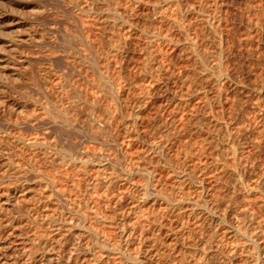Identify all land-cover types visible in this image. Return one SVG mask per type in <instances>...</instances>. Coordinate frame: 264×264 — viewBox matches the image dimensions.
Segmentation results:
<instances>
[{
  "label": "rangeland",
  "instance_id": "obj_1",
  "mask_svg": "<svg viewBox=\"0 0 264 264\" xmlns=\"http://www.w3.org/2000/svg\"><path fill=\"white\" fill-rule=\"evenodd\" d=\"M59 1H60V4L62 3L61 5L58 3ZM59 1L58 0H41V1L40 0H0V124H2V126H4V127H1V125H0L1 130H2V131L0 130V132H2L0 134H4L3 136L2 135H0V136H2V137L5 138V140L2 138L3 141H2V139L0 140V148L3 147L1 145H5V146L7 145V149L6 150H4L3 148L0 149L1 150L0 151V154H1L0 155V163H2V164H0V168L2 167L0 169V171L3 172L4 171L3 164L8 163V161L10 163L11 160L13 162H15V163H20L21 162L20 164H22L24 162V160H25V164L24 165H30V164L33 163L31 165V167L35 171H37V173L43 174V175L49 176V177L55 176V179H56V181L59 184L58 185L59 186V189L60 190L63 189L62 191H65V192L67 191L66 194H67V196L70 197L71 204L72 205L73 204H76V207L78 208V206L81 207V205L84 204V202L86 203V201H88L90 199L89 200V202H90V205H89L90 206V209L91 208L92 209H95L94 207H96V208L98 207V208H101V209H98V208L97 209L100 211V213H102V212H104L102 210H105V208L103 206L104 204H101L103 202H99L98 201L101 198L99 195H101V194L102 195H105L107 191L104 188H102L103 190L100 189V190L96 191L97 192L96 194H98L97 195L98 197H96L95 191L92 190L93 189L92 187L97 184L96 181H97L98 176L100 175L98 169H96L95 166H92V167L88 168V171L86 169V172L88 173V175H87V173H85V170H84V168L81 165H79V167H78V165H75V166L72 165L71 166L69 164H65V165L64 164L63 165L60 164L59 167L54 168L52 164H48L49 161H50V163H52L51 162L52 161V156L54 154L51 149L50 150L49 149L45 150L46 148L40 147V148H35V150H34L33 147H27V146H23V145H19V147L18 146L16 147V145L13 143L14 142L13 141L14 139H12V138H14L16 136L17 137H22L23 140L26 141L27 143L29 141L32 142L35 139L36 140H39L41 142H45V143H48V142L49 143H52V142L53 143L54 142L55 143L60 142L61 146L64 147L65 149H66L65 146H67V148H69L70 145H72V142L74 144L75 143H77V144L79 143L80 144V148L79 149H81L80 150L81 152H82V150H84L83 153L86 151L87 154H89V156L94 155L96 153L97 154H105L106 156H108L111 159L112 158L115 159L119 155H122L123 156V153H126V155L129 156V158L127 160L128 163L127 162L126 163H127V165H129V163L131 161V158H133V160H134L135 157H137L138 153L142 151V148H143L142 145H143V143H141V140L138 138V136H140V135L142 136L143 135V138H144L143 140L144 141L146 140L147 142L148 141H151L152 142V140L154 141V139L155 138H158V137H159L158 138L159 140L156 139V142L161 141L162 143L163 142L165 143L167 141L166 142L167 144L165 143V146H166L165 147V150H167V151H165V152H166V154L169 157H173L176 163L183 162V161L187 162V160L189 158V152L185 150L184 151V154H183V150H180V148L184 145L182 148L186 149L187 147L185 148V146L190 145L189 142L191 143V145L188 146V147H191L192 144L194 143V146H192L193 147L192 148V151H194V152H191L193 155H195L194 153L199 154L200 153L199 151L201 149H203V148L206 149L205 151L202 152V154L204 156L201 154L199 158L196 157L195 158L196 159L195 162H194L195 159H193V161L190 160L191 163L193 162L190 166L195 167V165L196 166L199 165L200 167H203V165L204 166H207L209 164L208 162H212L213 161L212 159L215 158L214 155L216 154V152H215V149H212L211 147H214V145H215V142L214 141H216V139H217L216 136L218 134V130L220 129L219 126L216 125L217 124L216 121L219 120V119L221 120V118L224 117L226 119V122L229 123L230 127H231V124L233 126V127L230 128V130L237 132V129L236 128H239L238 126L241 125V123L240 124H238V123L241 120L243 121L244 118L243 119H241V118L238 119L237 118V121L238 122H236V117L235 116H237V115H235L233 112L238 113L237 111H238V108L239 107L245 108L247 105L249 107V104H250L249 102H250V99L251 98H248V97H250L251 93H253V89L251 87L253 85H255V83L257 84L258 81H259L258 83H260L262 80H264V27H263V29H262V27H259V26L254 27L255 24H258L259 23L258 21H264V0H208V1L207 0H203V1L202 0H198V1L197 0H177V1H175V0H172L171 1L170 0V2H172V3L169 4L170 3L169 2L168 3L169 5H167V6L165 5L166 7L165 6L163 7V11L165 9L166 16L165 15H162L161 16L160 14H157V16H155L156 15V12H154V11H156V10L152 6L153 5L155 6L158 2H160L159 0H126V1H124V0H122V1L121 0H115L112 3L115 6H113V5L112 6L113 7H116V6L119 5L120 7L118 6L117 8H124V7H126L127 9L126 8L125 9L127 10V12H126V16L125 17H126L127 20H129L133 16L130 20H132V22L134 21L133 23H134V25L136 24L135 27L137 29L135 27L133 28V27H129V26L121 27V29H120V27H118L119 29L118 28L115 29L114 26H113L114 28L112 26L109 27V26L105 25V23H106V21H105L106 17L105 18L104 17H100L96 13L93 14L94 13L93 11H92L93 13L92 12H86V13L85 12H82L80 9L74 8L73 5H72V3H74V2H79L80 6L82 5L81 8L82 7L83 8H88L89 7L90 8L91 6L93 7V6H96L97 4H98V6H100L99 8H102L103 7V1L102 0H97V1H95V0H79V1L78 0H74V2L72 0H68V1L67 0H59ZM69 1H72V3L69 2ZM92 1H95V2H92ZM119 1H121V2H119ZM204 1H206V2H204ZM65 2H67L69 4H67ZM118 2H119V4H118ZM87 5H88V7H87ZM198 5L205 7V9L207 8V10L209 11V13L206 11V14L202 17L201 14L196 9L197 7H199ZM65 6H66V8H65ZM70 7L71 8L73 7V8L72 9H69ZM63 8H65V10H67L68 12H64V9ZM215 8H217L218 10H216ZM182 9H184V10H182ZM35 10H37L38 12L40 11L39 13H41V14H39L37 11L35 12ZM71 10H72V12H71ZM211 10H213V11H211ZM65 13H66V15H64ZM89 13H91V14H89ZM74 14H76V15H74ZM87 14H88V16H87ZM67 15H70V16H67ZM71 16H73V18ZM95 16H97L96 17L97 19H93V17L95 18ZM77 17L78 18L81 17L80 18L81 21ZM134 17H135V19H134ZM154 17H156V19ZM175 17L177 18V20H180L184 24L185 29L187 27V29H186L187 31L186 30H180V28L175 27V26H172L171 22H173V21L171 20V22H170V19H174ZM207 17L209 18V20H208ZM219 18H221L222 20L219 19ZM89 19H90V21H89ZM204 19H206L207 22L210 21L211 19L212 20L214 19L213 22H211L212 20L210 21L211 24L213 23V25L215 24L214 25L215 27H218L219 30L221 29L220 30L221 31V34H223L224 36L223 35L221 36L220 31H219L218 38H217L216 37L217 36V33H215L212 29L211 30L209 29L210 26H209V24L206 23V20L204 21ZM77 20H78V22H77ZM96 20L97 21L99 20V21L97 22ZM137 21H138V23H137ZM79 22L82 25L79 24ZM87 22H88V24H87ZM148 22H149V24H147ZM102 23H103V25H102ZM185 23H186V25H185ZM220 24H221V26H220ZM252 24L254 26L251 27ZM263 24H264V22L262 23V26H264ZM79 25H81V26H79ZM83 25H84V27H83ZM93 25H95V26L93 27ZM102 26H103V28H102ZM49 27H51V28H49ZM106 27H107V31L108 32L107 31L104 32L105 31L104 28H106ZM258 27L260 29H258ZM111 28H113V30ZM130 28H132V29H130ZM151 28L153 30H151ZM222 29H223V31H222ZM80 30L81 31L83 30V31L81 32ZM188 30L190 32H188ZM60 31H61V33H60ZM109 31L111 32V34H110ZM127 31H128V33H127ZM211 31H213L214 34ZM112 32L113 33H116V34H114V36H113ZM155 32L156 33L157 32H161L162 33V34L160 33L161 34V39L163 37L164 38L162 40H159V39L157 40V38H156V40H155L152 37L153 38L152 39L150 34H152V33L154 34ZM184 32H185V34H184ZM62 33H65V34L66 33H69V35H73V40H75L76 39L75 37H77V36L78 37H81L82 36V38L85 36L84 37L85 39L83 38L85 40V42H88L89 44H91V46L87 44L89 46V48H92L91 50H93V48H94V51H92V57L95 59L96 66L97 67L102 66V68L104 69L106 75L109 76L110 78H112V80L116 83L115 88L118 89V91L117 90L116 91L118 93H120V95L122 97L118 94L119 95V98L116 101L115 98L111 99L112 96L109 95L108 89H103L102 90V87H100V89L98 87H96V85L99 86L98 85V82L100 84L101 81H100V78L98 77L99 75H97L98 73L97 74L96 73L94 74V72H96L95 68H93L92 65H90V64H88L86 62L84 63L83 60L77 58V56H75L74 54H72V52L70 50H66L65 49V51H67V53L63 50L65 46L62 45L63 44L62 43L63 41L61 42L62 37H63L62 35H64ZM60 34H62V35H60ZM100 34H102V35H100ZM103 34L104 35L106 34V35L104 36ZM116 35L118 37L119 36L120 37L117 38V37H115ZM33 36H35V37H33ZM60 36H62V37H60ZM123 36H125L124 39H123ZM148 36L150 37V39H149ZM32 37L34 38V40L33 39H30ZM56 37H57L58 41L60 40L59 43H55V41L57 40ZM107 37H108V40L109 41H107V39H106ZM166 37H167V39H165ZM221 37L223 38V40H222ZM39 38H41V39L43 38V40L46 39L45 40V44H44V41L41 40V39H39ZM187 38H189L190 40L193 39L192 41H194V42L196 41L197 42V44L195 42L196 46H198V45H199V47L201 46L200 47L201 49H199V47L197 49H199L198 50L199 52L202 50L201 51L202 54L203 53L206 54L208 52L212 53V52L216 51L217 50L216 45L218 44V41H220V40H221V42L223 41L222 44H221L223 50L225 49L228 53L231 52V53L228 54L225 51L226 54H227L226 57H229V58L226 61L224 59V61H225V67L224 66L223 67L225 69L230 70L231 71V72L229 71L230 74L232 75V77L235 76L234 77L235 79L232 78L233 80L232 79H229V81H228L227 78H224V80H222V82L225 83L224 85L222 83V85L224 87H226V88L222 87V89L225 90L224 93H223V90H222V93L225 95L224 96L225 98L223 97L224 100H222V98H221L220 101H218V100L217 101L221 103V100H222L223 105H221L222 103L221 104L220 103L219 104L216 103L217 102L216 99L218 98V96H216V95L218 94L217 93L218 91H217L214 83L211 82V81H208V84L205 83L207 85V86L205 85L206 86V88H205L206 91L204 90L205 92L202 90L203 92H199L198 93L199 90H198V87L197 86L200 87V85H201V81H200L201 78H199V77H201L203 75V71H202V74H200L201 76H199L198 74L200 73V70L198 72V70H197L198 68H196V66H199L200 65V62H197L198 59H196V57L193 55L194 53L192 54V52H191V54H189L190 51H187L189 46L187 47V46L183 45V44L186 43V42H183V41L184 40L187 41ZM210 38H212L214 40H212ZM35 39H37V41ZM31 40H33V41H31ZM117 40L119 41V43H118ZM122 40L125 41V44H126L125 47L124 46H121V43L120 42H123ZM46 41H47V43H46ZM49 41H51V42H49ZM58 41H56V42H58ZM39 42H40V44H39ZM42 42H43V44H42ZM60 42L62 44H60ZM198 42H199V44H198ZM38 44H39V46H38ZM73 44L75 46H77V47H80V45H81V48H84V46H82V43L79 42V40H78V42L77 41H73ZM111 44H112V46H111ZM117 44H120V46H117ZM208 44L211 47L210 46H207ZM218 45H220V43ZM62 46H63V48H62ZM184 47H185V50H184ZM189 49L192 50L191 48H189ZM147 50H148V52H147ZM100 51H102V52H100ZM248 51L249 52L250 51L251 52L254 51L253 52L254 53V57L253 58H252L253 54L251 52L248 53ZM97 52H98V54H97ZM149 52H151V53L153 52L152 53L153 55L151 53H150V55H152V57L154 58V62H152L153 63L152 64L153 66L149 68L150 69V72H149V69L148 68H147L148 71H147L146 67L144 68V66H146V63L145 62L148 59L147 58V55L149 54ZM210 53H208V54H210ZM67 54L70 55V56H68ZM85 55L89 56L90 54H89V52H85ZM67 56H68V58H67ZM148 57H149V55H148ZM97 58H98V60H97ZM19 59H22L21 62H20V65H21V63L25 62L24 64H22L24 66V68H23V66H21L24 70H22V68L20 67V65L17 64L18 63L17 60L19 61ZM55 59H56V61H55ZM210 60L213 62L212 63V62L209 61V64L211 63L210 66H212L216 62V60H214V58H210ZM28 62H29V65L27 64ZM142 63H143L144 66L142 65ZM63 64H65V65H63ZM2 65L3 66H5V65L7 66L8 65L9 68L6 69V66L3 67ZM16 65H18L20 69ZM35 65H37V67ZM223 65H224V63H223ZM106 68H108L109 71ZM64 69H67L68 71L67 70H64ZM72 69L74 70V72H73ZM18 70H20L21 72L23 71V72L22 73H19ZM27 70H28V72H26ZM106 70L108 71V73H107ZM145 71H147L148 74H151V76L145 74L146 73ZM48 72H49V75H48ZM56 72H57V74H56ZM195 72H197V73H195ZM232 72H233V74H232ZM60 73H62V76H61ZM67 73H69V75ZM186 73H188V74H186ZM18 74H20V76ZM63 74H64V76H63ZM144 74H145V76H144ZM38 75H40V76L43 75L44 77L42 76L43 77L42 78V77H40ZM46 75H48V76L45 78ZM193 75L195 76V78H194ZM68 77H70L69 80H68ZM29 78H31V79H29ZM47 78H48V80H46ZM144 78H145V80H144ZM184 78H186V79H184ZM49 79H51V80H49ZM32 80H34L35 82L32 81ZM70 80H71V82H70ZM192 80L195 81V82H193ZM230 80H231V82H230ZM234 80H235V82H234ZM66 81H68L70 84H68ZM187 81H189V82H187ZM237 81L240 83V84L237 83V85L239 87L236 86V84H234ZM209 82H211L210 85H209ZM252 83H254V84H252ZM55 84H57L56 85L57 87L55 86ZM65 84H67V85H65ZM250 84H251V86H250ZM64 86H66L65 89H64ZM100 86H101V84H100ZM193 86H195V87H193ZM247 86H248L249 89L247 88ZM145 87H147V88H145ZM76 88H77V90H76ZM95 88H96V90H95ZM190 88H191V94H189L190 93L189 92V89ZM43 89H44L45 92L43 91ZM46 90H49V91H46ZM192 90H194V91H192ZM195 90L196 91L198 90V91L196 92ZM25 91H26L27 94H25ZM27 91H29V92H27ZM42 91H43V93H42ZM68 91L69 92L70 91H73L74 93H72V92L69 93ZM78 91H80V94L81 95L79 94ZM84 92H86V93H84ZM89 92H91V93H89ZM207 92H208L209 95L207 94ZM249 92H251L250 95H249ZM76 93L79 94L80 97H82V98L79 97L80 100H82V101L79 100V98L77 97V94ZM93 93H94V95H92ZM73 94L74 95L76 94V95L74 96ZM54 95L55 96H58L59 98L58 97H54ZM71 95H73L74 97H77L78 99L75 100V98L73 96H71ZM143 95L146 96V97H144ZM188 95H191L189 97L190 100L187 98ZM87 96H89V97H87ZM141 96H143V98ZM25 97L26 98L29 97V98L26 99ZM53 97H54V99H53ZM70 97L72 98V100H70L71 99ZM215 97H217V98H215ZM31 98H32V100L33 99L34 100L33 101L30 100ZM41 98H42V100H41ZM43 98H45V99H43ZM48 98L50 100H48ZM55 98L56 99H59V100H56ZM210 98H212V99H210ZM83 99H86V100H83ZM88 99H90V100L93 99L91 102L92 103L95 102V104L94 103L93 104H94V107H96V108H94V107L93 108H90L89 106L86 105L87 103H85V102L86 101H89ZM124 99H125V101H124ZM140 99H141V101H140ZM180 99H183L184 100V103H180L181 102ZM209 99L211 100V102H213V107L211 106L212 104L209 101ZM27 100H28V103L26 102ZM64 100H66V101H64ZM74 100L77 102L76 107H79V106L81 107V108L79 107V110L77 108L76 109L77 111L76 110L74 111L73 110L74 108H70L69 107ZM179 100H180V102H179ZM203 100H205V101H203ZM29 101L31 102V104H30ZM83 101H85L84 104H83ZM121 101H122V103H121ZM198 101H200L199 104L197 103ZM238 101H240V103H242L244 105L246 104L247 101L248 102H247V104L245 106H240L241 104L238 103ZM39 102L42 103V105H45V104L46 105H49L50 102L53 103V104H58L63 109L64 108L67 109L69 107L70 110L69 109H67V110L70 111L69 113L72 114V116H74L76 113H78V114L75 115L76 116V119H77V122L78 121H79V123L81 122L80 123L81 125L83 123V126H86L88 124V122L92 118H94V119L98 120V122H100L99 123L100 124L99 126H103L104 125L103 122L105 120L106 121L108 120L105 117L106 113H104V112H106V111L109 112L110 110H112V109L114 110L115 109L114 111L112 110L111 112H109V113L112 114L111 115V119L112 120L110 119V121L108 122V124H110V126L109 125H106V127L109 126V129L110 130H108V131L111 132L112 139L113 140L115 139L117 141V143H116V141L114 140V143L118 146L117 147L118 150H116L117 149L116 147L115 148H112L113 146H110V145H107V144L104 145V142H102V140L100 141V140H97L96 139L97 140V142H96V140H94V139L90 140V138L89 137H86V136H85L86 138L85 137H82L81 138V134L82 133L80 135H79V133L78 134L76 133L77 134V137H76V134L75 135L72 134L71 135L72 138H73L72 139L71 136H67L64 133H61V131L58 130V129L56 130L55 129L56 127L54 126L55 128H53V125L50 124L51 119L54 120L55 119V116L48 115L47 113H45V110L44 109L42 110V105H40ZM138 102H139V105H138ZM236 102H237V106L235 105ZM21 104L24 106L23 109H22V107H20V106H22ZM96 104H98V105H96ZM178 104H179V106L180 105H183V106H180L182 109L178 107ZM209 104H211L210 105L211 108L209 107ZM106 105H107V107H106ZM219 105H220V107H218ZM238 105H239V107H238ZM33 106H36V108L33 107ZM117 106L120 107V109L117 108ZM185 106H186V108H185ZM248 107H246V108H248ZM39 108H41V109H39ZM21 109H22V111H21ZM80 109L84 113L82 112L81 114H79L81 112ZM196 109H197V111H196ZM234 109H236V111ZM31 110H32V112H30ZM39 110H41V111H39ZM103 110H105V111H103ZM193 110H195L196 112L193 111ZM34 111L35 112L36 111H39V112L38 113L37 112L34 113ZM138 111H139V118H138V121H137L138 123L134 124L135 126H133V125L130 124L129 125L130 127L127 128V130H126V127L123 124L124 120L127 119V118H131L132 117L131 114L133 115L135 112H138ZM199 111H200V115H198L199 114ZM40 114H42L41 115L42 117L38 116ZM213 114H214V117L215 118H218V119H215L214 117H213V119H211L210 117ZM221 114H223V116ZM189 115L190 116L192 115V116L190 117ZM202 115L204 116V118L207 117V118H205L206 120L203 119V118L202 119L195 118V117H198V116H200V118H201ZM75 116H74V118H75ZM172 117H173V119H172ZM14 118H15V120H14ZM19 118H22V119H19ZM174 118H175V120H174ZM224 118H223V120H225ZM17 119H19V120H17ZM23 119H26L27 121L29 120V122L31 124H29L28 126H30V127L32 126V127L30 128L27 125H22V127H21V125H15V123H16L15 121H18V123L20 121V123H22L23 121H21V120H23ZM49 119H50V121H47ZM197 119L199 120V123L202 122V120L204 122L198 125L197 122H196ZM9 120H11V121L13 120V122L11 123ZM42 120H44V122ZM45 121H47V122H45ZM207 121H209V122H207ZM179 122H181L182 124L179 123ZM7 123L8 124L10 123V125H12V124L13 125L10 127V125L8 126ZM35 123H36V125H35ZM185 123H186V126H185ZM194 123L196 125L193 127ZM46 124H48V125L50 124V126H48ZM84 124H86V125H84ZM202 124H204V125L202 126ZM243 124H244V126L247 125V123H245V121L242 122V126H243ZM33 125H35L36 128ZM45 125H46V127H45ZM120 125H122V126H120ZM25 126H26V129H25ZM172 126L175 127V128L173 127L174 130L175 129L176 130L178 129V130L176 132L177 133V137L175 139H173V137H172V140H171V139H168V138H171L170 137V134H171L170 132L173 129V128L171 129ZM176 126L177 127L179 126V127L177 128ZM196 126L197 127L198 126L199 127L202 126L203 128H205V126H207V128L204 129V130L202 128V130H201L200 129L201 127L200 128L198 127L200 129V131H201L200 132L199 129L196 128ZM50 127H51V129H50ZM134 127H136V129H134ZM3 128H5V129H3ZM184 128L187 129V130L185 129L186 132H184ZM240 128H241V126H240ZM107 129H108V127H107ZM128 129L129 130L131 129V130L129 131ZM163 129H165V130L163 131ZM194 129H195V131H194ZM216 129H218V130H216ZM36 130H37V132H36ZM174 130H172V131H174ZM126 131H128V132H126ZM138 131H139V134L140 135L138 134ZM191 131H193V132H191ZM179 132L181 133V135H180ZM59 133H60V136H59ZM233 133H235V132H233ZM61 134L65 135L67 138H64L65 136H63V135L61 136ZM183 134H185V135L183 136ZM157 135H158V137H155ZM167 135H169V136H167ZM191 135H192L193 138L191 137ZM196 135H198V136H196ZM6 136H7V138H6ZM11 136H13V137H11ZM79 136H80L81 139L78 138ZM165 136L168 137L167 140H166V137ZM180 136H181V139L178 138ZM59 137H61L62 139L61 138L58 139ZM189 137H190V139H189ZM88 138H89L90 141L88 140ZM135 138H136V140H135ZM195 138H197V139H195ZM201 138H203V139H201ZM68 139H69L70 142L68 141ZM78 140H82L83 142L81 141V143H80V141H78ZM84 140H85V142H84ZM64 142H65V144H64ZM183 142H186V143L184 144ZM207 142H208V144H207ZM187 143H188V145H187ZM209 143L212 146L209 147ZM12 144H14V145H12ZM67 144H70V145L68 146ZM81 145H82V148H81ZM169 145H170V147H169ZM106 146L109 147V148H107ZM179 146H180V148H179ZM119 148H121L122 150H120ZM20 149H22V150L20 151ZM178 149L180 151H182V152L178 151ZM8 150H10V151H8ZM175 150L178 151V154L181 155V156H179L177 154L179 156L178 157L176 155L177 152ZM117 151H119L121 153L118 154ZM10 152H12V153H10ZM17 152H19V153H17ZM115 152H117V153H115ZM197 152H199V153H197ZM209 152H210V154H209ZM47 153H48V155L46 156ZM211 153L212 154L215 153V154L212 155ZM182 154H183V156H182ZM12 155H14V156H12ZM81 155H82V157H81ZM175 156L178 157V158H176ZM13 157H15V158H13ZM80 157L83 158V154H80ZM186 157H188V158H186ZM201 157H202V159L200 160ZM46 158H48V159L50 158L49 161ZM137 158L135 159V161H138ZM19 160H20V162H19ZM197 162L199 164H196ZM206 163H207V165H205ZM68 165H69V167H68ZM50 166H51V168H54L53 171L50 168ZM41 167H42V170H41ZM61 167H63L64 169H62ZM68 168L70 169L71 172L69 171ZM160 169L158 170V173L159 174L157 175V177L160 176V178H162L163 181L165 179L166 180V185L168 187H170V188H173L174 187L173 184H175L176 182H174V180H172L173 182L171 181L172 178H170L169 172L166 171V169H164V167H161ZM62 172H64L63 173L64 175L62 174ZM106 172H108L110 174L111 170H108ZM210 173H212V172H210ZM68 174H70V175H68ZM205 174L206 173L203 172V176ZM213 174L214 173H212V175ZM25 175L27 176L26 173L20 175V176H24L25 177V180L26 181L24 180V178H23L24 181L21 179L23 181L21 184L24 185V187H25L26 190L23 188V185H18V188L19 189H17V191H16V192H19L17 194L19 196V197L17 196L18 197V202L15 203V201H14V203H15L14 204L13 201H12L11 205L10 204L3 205L4 206L3 207L4 208V211L7 210L5 213H8L10 216H13V213L15 214V209L14 208H16V207L19 208L21 206L20 207L21 210L26 209V211H28L31 206L33 207V204L38 203V200L41 199V198L43 199L45 197V195H46L45 188H43L42 185H41L42 187L37 186L36 183L38 182V178H36L37 179L36 180L35 179V176H33L34 174H28L29 179H28V176L26 177ZM96 175H97V177H95ZM105 175H108V174H105ZM164 175H166V176L164 177ZM201 175H202V173H201ZM201 175H200V178H202ZM209 175H210V177H209ZM212 175L208 173L207 176H206L207 177L206 180L208 181V182H206V185H207V187L209 186V188L211 186H213V179L214 178L213 177L211 178ZM60 176H62V177H60ZM67 176H69L71 178H69ZM31 177L33 179H35L37 182L35 180H33ZM103 177H104V175H103ZM136 177H135L136 179H134V178L132 179V182H127V184H124L123 186L122 185L121 186L119 185L118 189H116L115 191L112 192L115 196L118 193H120V192H122V194H125V195H127V194L128 195H131L130 197L133 198L134 202L136 203L135 204L132 199H130V200L129 199H127V200L124 199V206H123V209L124 210L122 208L121 209H122V213L123 214L125 213L126 216L130 215L129 214L130 213L129 212L130 211V209H129L130 206L131 205L134 206V204H135V207H136V205L140 204L139 202L141 201V200L139 201V199H140L139 196H141V191H139L138 190L139 188H137L135 190V192H134V189H135L134 187H137L135 184H137L139 181L142 182L143 179L141 180L142 177L140 178V176H136ZM40 178H42V176L39 177V179ZM65 178H68L73 183H69L68 182L67 183L68 185H67ZM225 178L228 179V177H225ZM73 179L74 180H78V184L80 185L79 187H78L77 182L74 181ZM80 179H82V180H80ZM133 180H135L137 182L133 183ZM80 181H82V182H80ZM74 182H76V183L74 184ZM128 183H129V185H128ZM159 184H160L159 182L158 183H156V182L154 183L153 182V188H155L156 187L155 185H157V188H159V189H157V188L156 189L157 190H160L162 188V186H160L161 187L160 188L159 187ZM75 185H77V186H75ZM133 185H135V186L133 187ZM164 185H165V182H164ZM26 187L28 188V190H27ZM82 187L83 188L85 187L84 189L87 190V191L84 192L85 190ZM88 187L91 188L92 192L90 191V188H88ZM123 187L125 189H123ZM13 188L14 187H12V189ZM86 188H88L89 190L86 189ZM24 190L26 192L23 193ZM21 191H22V193H21ZM80 191H82V193L84 192L83 195L84 196L86 195V196L84 197ZM101 191H103V193H105V194H103ZM132 191L134 192L135 195H133V192ZM78 192H80V193H78ZM99 192H101V193H99ZM129 192H130V194H129ZM136 192H138L137 193V196L139 197V199H137V201L135 200L136 198H138L136 196ZM7 194H8L7 192H4V195L3 196L5 197V196H7ZM77 195H79V196H77ZM128 195H127V197H128ZM132 195L135 196V199H134V197H132ZM195 195H197V194H195ZM223 195L225 196V194H223ZM223 195L221 193V197ZM117 196L120 197V198H122L121 196H119V194ZM93 197L94 198H97L98 200H95ZM77 198H79V199H77ZM84 198H85L86 201H83ZM14 200H16V199H14ZM116 200H118V199H116ZM22 201H23V203H22ZM128 201H130V202L128 203ZM78 202H80V203H78ZM131 202H133V203L131 204ZM26 203L27 204L28 203L29 204L31 203L32 205L30 204L31 205L30 206L29 204L27 205ZM97 203L98 204L100 203L101 205L98 206ZM71 204L69 205V208H74V205L71 207ZM13 205H15V207H13ZM95 205H97V206H95ZM22 206H24V207L22 208ZM40 206H41V208L39 209V212L40 213L38 212L39 215H41V217H39V219H40V222H39L40 225L37 224L38 226L37 225H34L33 226V224H31L30 227L29 226L27 227V225L25 224V222L24 223H21V224L20 223L19 224L17 223V224H15L17 226L19 225L18 227L16 226L17 233L19 234L20 233L19 232V229L22 230L25 227L26 230H27L25 232V236H32L33 234L39 232L42 235L43 234L46 235L45 236L46 238H49L50 240L52 238V240H54L53 237H52L53 234L51 232L54 224H51L52 222L50 223V221H49V223H47L48 220H46V215H50L53 211H55V210H52V209H56L57 210L58 206H57V204L55 206L54 203L50 204L49 207H51V208L48 207L49 208V211H48V208L45 207V205H44V208L45 209L42 207V205H40ZM100 206H102V207H100ZM128 206H129V208H127ZM28 207H29V209H27ZM148 207L149 206L147 205L146 208H148ZM97 209H95V210L98 211ZM51 210H52V212H51ZM85 210H87V211L90 212L89 208H84L83 211L86 213ZM47 211H48V213H46ZM58 211H60L62 213L61 215H63V213H65V215H63L64 217L63 216L61 217L62 220H63V218L64 219H67L68 218L69 221H71V219L72 220L74 219V217L68 215L65 212L64 209H59L58 208ZM49 212H50V214H49ZM89 212H88V215L90 216V214L92 212H90V213ZM222 212H223V210H222ZM57 214H58V212H57ZM42 215H44V216H42ZM71 217H73V218H71ZM89 219H91V218H89ZM121 220H122V217H121ZM41 222L44 225L41 224ZM90 222H92V221H90ZM23 224H25V225H23ZM121 228H123L122 225H121ZM16 229H15V226H13L11 228V231H9L10 229L8 230V232L10 233V235L8 233L7 234L9 235V238L10 239L7 238L8 236H6V237L3 236L4 235V232H3V234L0 233V241L3 239L0 242V262H1V259H2V256H1L2 254L1 253H3L4 251L7 253V251H8L7 255L10 254L8 256V259L9 260H12V259L14 260L15 259V260L18 261L19 260V257H20L21 258L19 260L20 263L21 262H24L23 264H28V262H30L28 260V258L27 257H25V258L24 257H21V256H24L22 254V251H21V248H20L21 247L20 244H21L22 237H20V236L17 235V233L15 232ZM46 229L51 230V231L48 232V230H46ZM24 231H25V229H24ZM42 231H44L45 233L47 231V233L45 234ZM116 231L120 232V228H119V230H116ZM12 232H15V233H12ZM13 234H15V235L12 236ZM6 238L9 239V241H6L5 240ZM57 240L59 241V239H57ZM115 240H117V239H115ZM58 241H57V243H58ZM77 241H78L77 238H73L71 240V244H72L71 246L76 245L77 244ZM52 242H53V244H56L55 241H52ZM87 242H90L89 241V238H85V242L84 243L87 244ZM1 245H3V246H1ZM19 245H20V247H19ZM4 246H6V247H4ZM16 246H18L19 248L16 249ZM71 246H69V247L66 248V249H68L67 252H71V250L73 249V247H71ZM51 248L52 247H50L47 250H52ZM132 248L133 247H131V249ZM17 250H19V251H17ZM58 250L62 251L60 248ZM65 251H63V253Z\"/></svg>",
  "mask_w": 264,
  "mask_h": 264
},
{
  "label": "bare ground",
  "instance_id": "obj_2",
  "mask_svg": "<svg viewBox=\"0 0 264 264\" xmlns=\"http://www.w3.org/2000/svg\"><path fill=\"white\" fill-rule=\"evenodd\" d=\"M41 1V0H40ZM59 1V0H58ZM68 1V0H67ZM74 2V0H72ZM72 1H69L72 3ZM79 1V0H78ZM97 1V0H95ZM92 1V2H95ZM103 1V7L99 8L100 6H98V4L96 6H91L90 8H81L79 2H74L72 3L74 8H78L80 9L82 12H92L93 14H97L100 17H106L105 21V25L109 26V27H115L118 28L120 27H125V26H129V27H135L134 25V21L132 22V20H127L126 19V12H127V8H117L119 5V1L118 2V6L113 7L115 5H113L112 3L115 0H102ZM126 1V0H124ZM160 2H158L155 6L153 5L152 7H154V9L156 11V15L160 14L165 15V9L163 11V7L166 5L171 4L172 2H170V0H159ZM172 1V0H171ZM177 1V0H175ZM198 1V0H197ZM203 1V0H202ZM208 1V0H207ZM39 2V1H38ZM137 2V1H136ZM140 2V1H139ZM170 2V3H169ZM206 2V1H204ZM60 4V1L58 2ZM67 3V2H65ZM70 3V4H71ZM126 3V2H125ZM138 3V2H137ZM136 3V4H137ZM169 3V4H168ZM221 3V2H220ZM62 4V3H61ZM60 4V5H61ZM69 4V3H67ZM116 4V3H115ZM139 4V3H138ZM65 5V4H64ZM63 5V6H64ZM94 5V4H93ZM113 5V6H112ZM121 5V4H120ZM124 5V4H123ZM128 5V4H127ZM86 6V5H85ZM98 6V7H97ZM165 6V7H166ZM199 6V5H198ZM225 6V5H224ZM69 7V6H68ZM72 7V8H73ZM120 7V6H119ZM196 7V6H195ZM194 7V8H195ZM208 7V6H207ZM219 7V6H218ZM62 8V7H61ZM66 8V6H65ZM64 9V12H68L67 10ZM71 7L69 9H72ZM126 8V9H125ZM138 8V7H137ZM68 9V8H67ZM131 9V8H130ZM153 9V10H154ZM197 11L201 14V16L203 17L206 14V11L209 13V11L207 10V8L205 9V7L203 6H199L196 8ZM216 10H218L217 8H215ZM74 10V9H73ZM129 10V9H128ZM132 10V9H131ZM135 10V9H134ZM184 10V9H182ZM190 10V9H189ZM188 10V11H189ZM37 10H35L36 12ZM77 11V10H76ZM195 11V10H194ZM213 11V10H211ZM223 11V10H222ZM38 12V11H37ZM40 12V11H39ZM38 12V13H39ZM70 12V11H69ZM72 12V10H71ZM70 12V13H71ZM80 12V11H79ZM132 12V11H131ZM167 12V11H166ZM218 12V11H217ZM129 13V12H128ZM152 13V12H151ZM162 13V14H161ZM41 14V13H39ZM77 14V13H76ZM74 14V15H76ZM83 14V13H82ZM91 14V13H89ZM92 14V15H93ZM137 14V13H136ZM168 14V13H167ZM213 14V13H212ZM217 14V13H216ZM66 15V13L64 14ZM86 15V14H85ZM139 15V14H138ZM210 15V14H209ZM70 16V15H67ZM88 16V14H87ZM179 16V15H178ZM213 16V15H212ZM215 16V15H214ZM223 16V15H222ZM73 18V16H71ZM97 16H95V18L93 17V19H97ZM170 17V16H169ZM177 17V16H176ZM175 17V18H176ZM206 17V16H205ZM217 17V16H216ZM219 17V16H218ZM78 18V17H77ZM76 18V19H77ZM81 18V17H80ZM80 18H78L80 20ZM156 19V17H154ZM168 18V17H167ZM170 19L173 22H171L172 26L178 27L180 28V30H186L184 27V24L180 21L176 19ZM180 18V17H179ZM208 18V17H207ZM212 18V17H211ZM83 19V18H82ZM135 19V17H134ZM182 19V18H181ZM218 19V18H217ZM221 19V18H219ZM102 20V19H101ZM146 20V19H145ZM149 20V19H148ZM202 20V19H201ZM206 19H204L205 21ZM209 20V18H208ZM212 20V19H211ZM210 20V21H211ZM214 20V19H213ZM213 20L211 22H213ZM216 20V19H215ZM222 20V19H221ZM76 21V20H75ZM81 21V20H80ZM90 21V19H89ZM97 21V20H96ZM95 21V22H96ZM99 21V20H98ZM97 21V22H98ZM104 21V22H105ZM140 21V20H139ZM150 21V20H149ZM153 21V20H152ZM180 21V22H179ZM206 20V23L209 24L210 26V30L212 29L215 33H217V38H218V33L219 28L215 27L213 25V23L211 24V22ZM78 22V20H77ZM93 22V21H92ZM101 22V21H100ZM103 22V21H102ZM136 22V21H135ZM258 24H255V26L252 24V26L254 27H263L262 23L264 21H258ZM261 22V23H260ZM75 23V22H74ZM83 23V22H82ZM138 23V21H137ZM193 23V22H192ZM217 23V22H216ZM253 23V22H252ZM79 24H81L79 22ZM88 24V22H87ZM91 24V23H90ZM101 24V23H100ZM149 24V22L147 23ZM174 24V25H173ZM189 24V23H188ZM191 24V23H190ZM249 24V23H248ZM82 25V24H81ZM79 25V26H81ZM103 25V23H102ZM146 25V24H145ZM151 25V24H150ZM186 25V23H185ZM264 25V24H263ZM86 26V25H85ZM90 26V25H89ZM95 25H93L94 27ZM140 26V25H139ZM221 26V24H220ZM53 27V26H52ZM84 27V25H83ZM91 27V26H90ZM98 27V26H97ZM113 27V28H114ZM128 27V28H129ZM149 27V26H148ZM208 27V26H207ZM223 27V26H222ZM221 27V28H222ZM248 27V26H247ZM250 27V28H251ZM258 27V29H260ZM51 28V27H49ZM78 28V27H77ZM92 28V27H91ZM103 28V26H102ZM113 28H111L113 30ZM136 28V27H135ZM147 28V27H146ZM150 28V27H149ZM204 28V27H203ZM57 29V28H56ZM82 29V28H81ZM85 29V28H84ZM87 29V28H86ZM109 29V28H108ZM119 29V28H118ZM123 29V28H122ZM132 29V28H130ZM137 29V28H136ZM177 29V28H176ZM208 29V30H209ZM51 30V29H50ZM54 30V29H53ZM99 30V29H98ZM104 32L107 31V27L104 28ZM129 30V29H128ZM146 30V29H145ZM151 30H153L151 28ZM191 30V29H190ZM205 30V29H204ZM55 31V30H54ZM81 31V30H80ZM83 31V30H82ZM81 31V32H82ZM89 31V30H88ZM111 31V30H110ZM109 31V32H110ZM116 31V30H115ZM133 31V30H132ZM135 31V30H134ZM187 31V30H186ZM211 31V32H213ZM223 31V29H222ZM51 32V31H50ZM108 32V31H107ZM117 32V31H116ZM125 32V31H124ZM183 32V31H182ZM188 32H190L188 30ZM207 32V31H206ZM213 32V34H214ZM61 33V31H60ZM103 33V32H102ZM119 33V32H118ZM128 33V31H127ZM144 33V32H143ZM150 33V32H149ZM161 32H155L154 34H150L151 38L153 37L155 40L157 38V40H162L161 39ZM200 33V32H199ZM51 34V33H50ZM56 34V33H55ZM58 34V33H57ZM64 34V35H62ZM60 35V37H62V40L60 44L64 45V51L66 50H70L72 52V54H74L75 56H77V58L81 59L84 61V63H88L90 65H92L93 68H95L96 72H94V74L98 73L97 75H99L98 77L100 78V84L98 82V85H96V87H98L100 89V87H102L103 89H108L109 91V95L112 96L111 99L115 98L116 101L119 98L120 93H118V89L115 88L116 83L112 80V78H110L109 76L106 75L104 69L102 68V66L97 67L96 66V62L95 59L92 57V48H89L88 45L91 46V44H89L88 42H85V36L82 38L81 37H75L73 40V35H69V33H62ZM72 34V33H71ZM107 34V33H106ZM105 34V35H106ZM111 34V32H110ZM114 34L116 33H113ZM124 34V33H123ZM122 34V35H123ZM185 34V32H184ZM203 34V33H202ZM212 34V33H211ZM221 34V31H220ZM54 35V34H53ZM83 35V34H82ZM102 35V34H100ZM104 35V34H103ZM104 35V36H105ZM206 35V34H205ZM223 34H221L222 36ZM57 36V35H56ZM197 36V35H196ZM199 36V35H198ZM209 36V35H208ZM214 36V37H215ZM220 36V35H219ZM224 36V35H223ZM35 37V36H33ZM30 38L33 39L34 38ZM58 37V36H57ZM56 37V39H57ZM110 37V36H109ZM117 38H119L117 35L115 36ZM125 36H123L124 39ZM147 37V36H146ZM149 37V36H148ZM184 37V36H183ZM186 37V36H185ZM193 37V36H192ZM191 37V38H192ZM213 37V38H214ZM44 38V37H43ZM43 38H39L41 40H43ZM104 38V37H103ZM129 38V37H128ZM152 38V39H153ZM196 38V37H195ZM199 38V37H198ZM204 38V37H203ZM222 38V37H221ZM38 39V40H39ZM55 39V40H56ZM88 39V38H87ZM107 41L108 37L106 38ZM112 39V38H111ZM110 39V40H111ZM150 39V37H149ZM167 39V37L165 38ZM186 39V38H185ZM206 39V38H205ZM212 39V38H210ZM209 39V40H210ZM216 39V38H215ZM31 40V41H33ZM37 41V39H35ZM45 40L44 39V44H45ZM82 43V46H84V48L77 47L73 44V41H77ZM193 40V39H192ZM190 40L189 38H187V41L184 40L183 42H186L185 46H189L187 51H190L189 54H192L196 57V59H198L197 62H200V67L196 66V68H198V72L200 70V73L198 74L199 76H201L200 74H202L203 71V75L199 78L201 81V85L200 87H198V93L199 92H203L206 88V84H208V81H211L214 83L216 89H217V98L216 101H220V99L222 98V100H224V89H222V87H224L223 85L225 83L222 82V80H224V78H227L228 81L229 79H235L234 77H232V75L230 74V70L225 69V61L229 58L226 57V50L222 48V42L221 40L218 41V44L220 43V45H216L217 50L208 54H202V50L199 52L198 50L201 49L198 46H196L195 42ZM197 40V39H196ZM208 40V39H207ZM214 40V39H212ZM223 40V38H222ZM48 41V40H47ZM46 41V43H47ZM58 41V39L56 40ZM55 43H59L56 42ZM104 41V40H103ZM118 41V40H117ZM123 41V40H122ZM169 41V40H168ZM172 41V40H171ZM198 41V40H197ZM35 42V41H34ZM51 42V41H49ZM48 42V43H49ZM106 42V41H105ZM114 42V41H113ZM151 42V41H150ZM176 42V41H175ZM210 42V41H209ZM216 42V41H215ZM214 42V43H215ZM119 43V41H118ZM121 46L125 47V41L120 42ZM178 43V42H177ZM180 43V42H179ZM213 43V42H212ZM226 43V42H225ZM40 44V42H39ZM38 44V46H39ZM43 44V42H42ZM88 44V45H87ZM152 44V43H151ZM187 44V45H186ZM199 44V42H198ZM210 44V43H209ZM207 46H210V45ZM154 45V44H153ZM152 45V46H153ZM176 45V44H175ZM180 45V44H179ZM215 45V44H214ZM225 45V44H224ZM61 46V45H60ZM112 46V44H111ZM117 46H120V44H117ZM206 46V47H207ZM181 47V46H180ZM199 47V49H197ZM203 47V46H202ZM211 47V46H210ZM214 47V46H213ZM225 47V46H224ZM227 47V46H226ZM60 48V47H59ZM63 48V46H62ZM117 48V47H116ZM119 48V47H118ZM189 48H191L192 50H190ZM120 49V48H119ZM151 49V48H150ZM207 49V48H206ZM16 50V49H15ZM124 50V49H123ZM154 50V49H153ZM185 50V47H184ZM212 50V49H211ZM229 50V49H228ZM205 51V50H204ZM213 51V50H212ZM226 51V52H225ZM67 53V51H65ZM64 52V53H65ZM85 52H89V56L85 55ZM102 52V51H100ZM148 52V50H147ZM251 52V51H250ZM248 51V53H250ZM254 52V51H253ZM251 52L253 54L252 58L254 57V53ZM94 53V52H93ZM151 52H149V57L147 55V61L146 66H144V68L146 67V69L152 67L154 62V58L152 57V55H150ZM228 53V52H227ZM231 53V52H229ZM228 53V54H229ZM234 53V52H233ZM98 54V52H97ZM251 54V55H252ZM63 55V54H62ZM68 55V54H67ZM118 55V54H117ZM231 55V54H230ZM229 55V56H230ZM66 56V55H65ZM70 56V55H68ZM67 56V58H68ZM97 56V55H96ZM191 56V55H190ZM232 56V55H231ZM234 56V55H233ZM26 57V56H25ZM73 57V56H72ZM155 57V56H154ZM198 57V58H197ZM16 58V57H15ZM24 58V57H23ZM29 58V57H28ZM66 58V57H65ZM71 58V57H70ZM157 58V57H156ZM194 58V57H193ZM210 58H214V60H216V64L213 66H210L209 61L212 62L210 60ZM25 59V58H24ZM27 59V58H26ZM30 59V58H29ZM225 59V61H224ZM22 59H19V61L17 60V64L20 65ZM76 60V59H75ZM98 60V58H97ZM195 60V59H194ZM213 60V61H214ZM232 60V59H231ZM236 60V59H235ZM31 61V60H30ZM56 61V59H55ZM54 61V62H55ZM25 62L21 63L20 67L23 66L22 64H24ZM60 63V62H59ZM144 63V64H145ZM213 63V62H212ZM224 63V65H223ZM29 65V62L27 63ZM62 64V63H61ZM106 64V63H105ZM9 65V64H8ZM7 65V66H8ZM16 65V66H18ZM27 65V66H28ZM65 65V64H63ZM195 65V64H194ZM198 65V64H197ZM3 66V65H2ZM6 66V65H5ZM3 66V67H5ZM6 69L9 68V66ZM37 67V65H35ZM161 66V65H160ZM224 66V67H223ZM12 67V66H11ZM34 67V66H33ZM39 67V66H38ZM90 67V66H89ZM231 67V66H230ZM19 68V66H18ZM22 68V67H21ZM24 68V66H23ZM22 68V70H24ZM26 68V67H25ZM154 68V67H153ZM201 68V69H200ZM235 68V67H234ZM20 69V68H19ZM37 69V68H36ZM39 69V68H38ZM92 69V68H91ZM108 71L109 69L106 68ZM147 69V71H148ZM152 69V68H151ZM67 70V69H64ZM73 70V69H72ZM106 70V71H107ZM145 70V69H144ZM143 70V71H144ZM229 72H227V71ZM63 71V70H62ZM61 71V72H62ZM68 71V70H67ZM107 71V73H108ZM142 71V72H143ZM147 71H145L147 75L148 74ZM156 71V70H155ZM189 71V70H188ZM193 71V70H192ZM19 73H22L20 70H18ZM17 72V73H18ZM28 72V70L26 71ZM38 72V71H37ZM50 72V71H49ZM48 72V75H49ZM66 72V71H65ZM72 72V71H71ZM74 72V70H73ZM150 72V69H149ZM152 72V71H151ZM234 72V71H233ZM232 72V74H233ZM64 73V72H63ZM197 73V72H195ZM57 74V72H56ZM62 76V73H60ZM69 75V73H67ZM66 74V75H67ZM71 74V73H70ZM144 74V76H145ZM156 74V73H155ZM188 74V73H186ZM192 74V73H191ZM194 74V73H193ZM20 76V74H18ZM17 75V76H18ZM25 75V74H24ZM29 75V74H28ZM41 75V74H40ZM38 75V76H40ZM46 75L45 78L48 76ZM65 75V76H66ZM154 75V74H153ZM30 76V75H29ZM35 76V75H34ZM43 76V75H42ZM40 76V77H42ZM64 76V74H63ZM142 76V75H141ZM143 76V77H144ZM192 76V75H191ZM194 76V75H193ZM27 77V76H26ZM44 77V76H43ZM42 77V78H43ZM50 77V76H49ZM48 77V78H49ZM52 77V76H51ZM121 77V76H120ZM147 77V76H146ZM145 77V78H146ZM149 77V76H148ZM181 77V76H180ZM183 77V76H182ZM34 78V77H33ZM37 78V77H36ZM48 78L46 80H48ZM64 78V77H63ZM144 78V80H145ZM195 78V76H194ZM193 78V79H194ZM198 78V77H197ZM23 79V78H22ZM31 79V78H29ZM58 79V78H57ZM70 79V77H68V80ZM179 79V78H178ZM186 79V78H184ZM190 79V78H189ZM192 79V78H191ZM232 79V80H233ZM39 80V79H38ZM43 80V79H42ZM51 80V79H49ZM119 80V79H118ZM121 80V79H120ZM226 80V79H225ZM34 81V80H32ZM54 81V80H53ZM60 81V80H59ZM58 81V82H59ZM122 81V80H121ZM120 81V82H121ZM193 81V80H192ZM199 81V80H198ZM197 81V82H198ZM261 81V80H260ZM35 82V81H34ZM46 82V81H45ZM48 82V81H47ZM52 82V81H51ZM63 82V81H62ZM68 84H70L68 81H66ZM65 82V83H66ZM71 82V80H70ZM94 82V81H93ZM96 82V81H95ZM117 82V81H116ZM143 82V81H142ZM189 82V81H187ZM195 82V81H193ZM209 82V85L210 83ZM231 82V80H230ZM235 82V80H234ZM256 82V81H255ZM259 82V81H258ZM257 84L255 83V85H253L251 88L253 89V93L249 92L250 97V104L249 107L248 105L246 107L248 108H241L238 105V113L233 112L236 117V122L237 118H241L243 119V121H245V123H247L246 126H242V122L240 121L238 124L241 123V125H239V128L236 131H231L230 128L233 127L231 124V127L229 125L228 122H226V119L224 117L221 118V120H215L216 121V125L219 126V130H218V134H217V139L215 142L214 147H211L212 149H215V158L212 159V162H208L209 164L207 165V163L203 167H200L199 165H195V167L190 166L192 163L190 162L193 161V159H195L196 157L199 158L200 155L202 154L203 151H205L206 149L203 148L201 149L199 152V154L194 153L195 155H193L191 152L192 151V146H194V143L192 144L191 147H188L191 145V143L189 142L190 145L185 146L186 149L184 148H180V150H183V154L184 151H188L189 152V158L187 160V162L183 161V162H178L176 163L173 157H169L165 151V143L167 142H156V139H158V135L155 137L154 141H144L143 139V135L138 136V138L141 140V143H143L142 145V151L138 153L137 157H135V159L137 158L138 161H135V159L133 160V158H131V161L129 163V165H127V160L129 158L128 155H126V153H123L122 155L117 156L115 159H111L108 156H106L105 154H94L89 156V154H87V152L85 151L83 153L84 150H82V152L80 151V144L78 143H73L72 145L67 144L68 146L70 145L69 148L66 147V149L64 147L61 146L60 142L57 143H45V142H41L39 140H34L32 142H26L23 140L22 137H14L12 139H14L13 143L16 145V147L19 145H23V146H27V147H33V149L35 150V148H40V147H44L47 149H51L52 152L54 153L52 156V163H50L49 159L51 158H46L49 163L48 164H52L54 168L59 167V165H65V164H69V165H81L84 170L85 173L86 169L88 171V168L95 166L96 169H98L99 171V176L97 178L96 181V185H94L92 188V190L95 191V194L97 193L96 191L104 188L106 189V194L103 193V191H101L103 194L105 195H99L101 198L98 200L97 198H94L95 200H98L99 202H103L101 204H104V208L105 210H102L104 212L100 213V211L98 209L101 208H96L98 211H96L95 209H90V202L89 200L86 201L85 198L83 201H86V203L84 202V204L81 205V207L78 208L76 207V204L74 205V208H69V205L71 204V199L69 196H67L65 191H62L59 189V184L55 179V176H45L43 174H39L37 173V171H35L31 165H24L25 164V160L22 164L20 163H15L11 160V162L3 164V169L4 171L1 172L0 171V233L3 234L4 232V237L8 236L7 238H9L10 233L8 232L11 231V228L13 226H16L15 224H21L24 223L27 225V227L31 224L34 225H40V219L39 217H41V215H39V209L41 208L40 205H42V207H49L50 204L54 203L55 206L57 204L59 209H64L65 212L70 215L73 216L74 219L71 221L67 219L63 220L61 219V217L63 215H65V213H63V215H61L62 213L60 211H58L56 209H52L55 210L52 212L51 210V214L49 212L50 215H46V220H48L47 223L54 224L52 231L48 230L52 232V237L54 240H51L49 238H46V235H42L41 233L37 232L35 234H33L32 236H25V232L27 231L26 228L24 227L22 230L19 229V234L17 233V229H16V233L18 236L22 237L21 240V247L19 245V247L21 248L22 254L24 256L21 257H27L28 260L30 262H28V264H264V80H262L260 83ZM49 83V82H48ZM61 83V82H60ZM119 83V82H118ZM186 83V82H185ZM206 83V84H205ZM223 83V85H222ZM227 83V82H226ZM240 84L238 81L234 84L237 85ZM47 84V83H46ZM53 84V83H52ZM64 84V83H63ZM204 84V85H203ZM254 84V83H252ZM50 85V84H49ZM48 85V86H49ZM57 84H55L56 86ZM67 85V84H65ZM190 85V84H189ZM206 85V86H205ZM230 85V84H229ZM63 86V85H62ZM61 86V87H62ZM69 86V85H68ZM74 86V85H73ZM153 86V85H152ZM196 86V85H195ZM193 86V87H195ZM233 86V85H232ZM235 86V87H236ZM246 86V85H245ZM251 86V84H250ZM46 87V86H45ZM57 87V86H56ZM66 86H64L65 89ZM190 87V86H189ZM214 87V88H215ZM231 87V86H230ZM239 87V86H238ZM137 88V87H136ZM147 88V87H145ZM186 88V87H185ZM226 88V87H224ZM243 88V87H242ZM246 88V87H245ZM248 88V86H247ZM68 89V88H67ZM98 89V90H99ZM194 89V88H193ZM197 89V88H196ZM209 89V88H208ZM229 89V88H228ZM249 89V88H248ZM52 90V89H51ZM50 90V91H51ZM73 90V89H72ZM75 90V89H74ZM77 90V88H76ZM75 90V91H76ZM81 90V89H80ZM96 90V88H95ZM117 90V91H116ZM134 90V89H133ZM140 90V89H139ZM142 90V89H141ZM152 90V89H151ZM188 90V89H187ZM203 90V91H202ZM215 90V89H214ZM223 90V93H222ZM44 91V89H43ZM42 91V93H43ZM49 91V90H46ZM55 91V90H54ZM58 91V90H57ZM106 91V90H105ZM145 91V90H144ZM194 91V90H192ZM196 91V90H195ZM196 91V92H197ZM206 91V90H205ZM204 91V92H205ZM250 91V90H249ZM29 92V91H27ZM45 92V91H44ZM62 92V91H61ZM67 92V91H66ZM65 92V93H66ZM69 92V91H68ZM74 93L73 91H70L69 93ZM80 94V91H78ZM87 92V91H86ZM84 92V93H86ZM181 92V91H180ZM189 94H191V88L189 89ZM4 93V92H3ZM24 93V92H23ZM48 93V92H47ZM53 93V92H52ZM91 93V92H89ZM102 93V92H101ZM147 93V92H146ZM188 93V92H187ZM193 93V92H192ZM226 93V92H225ZM25 94L26 91H25ZM31 94V93H30ZM37 94V93H36ZM50 94V93H49ZM55 94V93H54ZM68 94V93H67ZM77 94V93H76ZM75 94V95H76ZM79 94H77V97L79 98ZM100 94V93H99ZM108 94V93H107ZM119 94V95H118ZM141 94V93H140ZM202 94V93H201ZM208 94V92H207ZM34 95V94H33ZM42 95V94H41ZM58 95V94H57ZM74 95V94H73ZM71 95V96H73ZM74 95V96H75ZM81 95V94H80ZM94 95V93L92 94ZM91 95V96H92ZM181 95V94H180ZM195 95V94H194ZM206 95V94H205ZM209 95V94H208ZM207 95V96H208ZM227 95V94H226ZM3 96V95H2ZM28 96V95H27ZM32 96V95H31ZM73 96V97H74ZM83 96V95H82ZM85 96V95H84ZM90 96V95H89ZM87 96V97H89ZM121 96V95H120ZM144 96V95H143ZM143 96H141L143 98ZM182 96V95H181ZM191 95H188V99ZM201 96V95H200ZM30 97V96H29ZM29 97H25L26 99H28ZM36 97V96H35ZM38 97V96H37ZM54 97H58L55 96ZM53 97V99H54ZM77 97H74L75 100L78 99ZM107 97V96H106ZM122 97V96H121ZM120 97V98H121ZM146 97V96H144ZM175 97V96H174ZM224 97V98H223ZM40 98V97H39ZM59 98V97H58ZM71 98V97H70ZM82 98V97H80ZM79 98V100H80ZM86 98V97H85ZM108 98V97H107ZM109 98V99H110ZM148 98V97H147ZM179 98V97H178ZM194 98V97H193ZM199 98V97H198ZM214 98V97H213ZM45 99V98H43ZM56 99V98H55ZM87 99V98H86ZM83 99V100H86ZM100 99V98H99ZM105 99V98H104ZM139 99V98H138ZM212 99V98H210ZM209 99V101L211 102V100ZM23 100V99H22ZM32 100V98L30 99ZM34 100V99H33ZM32 100V101H33ZM42 100V98H41ZM48 100H50L48 98ZM59 100V99H56ZM67 100V99H66ZM64 100V101H66ZM72 100V98L70 99ZM73 101L71 103V105L69 106L70 108H74L73 110L75 111L77 108L79 110V107H76L77 102ZM89 101H83L87 103L86 105L89 106L90 108L94 107L95 102H91L92 100L88 99ZM96 100V99H95ZM181 100V102H180ZM179 102L180 103H184L183 99H180ZM190 100V99H189ZM197 100V99H196ZM201 100V99H200ZM221 100V103H222ZM239 100V99H238ZM36 101V100H35ZM34 101V102H35ZM62 101V100H61ZM82 101V100H80ZM106 101V100H105ZM113 101V100H112ZM125 101V99H124ZM141 101V99H140ZM205 101V100H203ZM215 101V100H214ZM216 102L217 104H219L220 102ZM226 101V100H225ZM28 103V100L26 101ZM30 102V101H29ZM63 102V101H62ZM70 102V101H69ZM76 102V103H75ZM91 102V103H90ZM143 102V101H142ZM194 102V101H193ZM200 101H198L197 103L199 104ZM248 102V101H247ZM246 102V104H247ZM38 103V102H37ZM40 103V102H39ZM107 103V102H106ZM105 103V104H106ZM122 103V101H121ZM120 103V104H121ZM133 103V102H132ZM178 103V102H177ZM208 103V102H207ZM220 103V104H221ZM234 103V102H233ZM238 103H240V101H238ZM245 103V102H244ZM26 104V103H25ZM31 104V102H30ZM111 104V103H110ZM113 104V103H112ZM134 104V103H133ZM132 104V105H133ZM212 104V105H211ZM211 104H209L213 107V102H211ZM240 106H245L244 104L240 103ZM20 105V104H19ZM22 105V104H21ZM37 105V104H36ZM40 105H42V103H40ZM66 105V104H65ZM81 105V104H80ZM98 105V104H96ZM123 105V104H122ZM121 105V106H122ZM139 105V102H138ZM141 105V104H140ZM186 105V104H185ZM196 105V104H195ZM194 105V106H195ZM223 105V103L221 104ZM237 106V102L235 104ZM82 106V105H81ZM183 106V105H180ZM178 104V107L181 108ZM187 106V105H186ZM185 106V108H186ZM199 106V105H198ZM16 107V106H15ZM22 107V109L24 108V106H20ZM36 108V106H33ZM40 107V106H39ZM67 108L70 110V108ZM107 107V105H106ZM112 107V106H111ZM115 107V106H114ZM113 107V108H114ZM138 107V106H137ZM177 107V106H176ZM175 107V108H176ZM201 107V106H200ZM206 107V106H205ZM220 107V105L218 106ZM224 107V106H223ZM234 107V106H233ZM29 108V107H28ZM81 108V107H80ZM96 108V107H94ZM117 108L120 109V107L117 106ZM140 108V107H139ZM138 108V109H139ZM178 108V109H179ZM211 108V107H210ZM7 109V108H6ZM21 109V111H22ZM34 109V108H33ZM32 109V110H33ZM41 109V108H39ZM45 110V113H47L48 115H52L55 116V119H51L50 124L53 125V128H55L56 130H60L61 133H64L67 136H71L72 134L75 135L76 133L79 135L81 134V138L82 137H89L90 140L94 139V140H102V142H104V145H110L113 146L112 148H117L118 146L114 143V140L111 137V132L108 131L110 124H108V122L111 119V112L112 110H110L109 112H104L106 113L105 117L108 119L107 121L105 120L103 122V126H99L100 122H98V120L92 118L88 124H84L86 126H83L79 123V121L77 122L76 119V113L74 116H72V114H70L66 108H61L58 104H53V103H49V105H42V110ZM84 109V108H83ZM82 109V110H83ZM130 109V108H129ZM132 109V108H131ZM177 109V110H178ZM182 109V108H181ZM199 109V108H198ZM206 109V108H205ZM219 109V108H218ZM16 110V109H15ZM26 110V109H25ZM32 110L30 112H32ZM37 110V109H36ZM72 110V109H71ZM91 110V109H90ZM106 110V109H105ZM103 110V111H105ZM115 110V109H114ZM113 110V111H114ZM142 110V109H141ZM175 110V109H174ZM236 111V109H234ZM41 111V110H39ZM39 111H36L37 113ZM77 111V110H76ZM81 111V109H80ZM100 111V110H99ZM102 111V110H101ZM118 111V110H117ZM122 111V110H121ZM124 111V110H123ZM195 111V110H193ZM197 111V109H196ZM195 111V112H196ZM221 111V110H220ZM34 111V113H36ZM73 112V111H72ZM83 111H81L79 114H81ZM141 112V111H140ZM189 112V111H188ZM211 112V111H210ZM43 113V112H42ZM75 113V112H74ZM73 113V114H74ZM84 113V112H83ZM87 113V112H86ZM90 113V112H89ZM88 113V114H89ZM115 113V112H114ZM113 113V114H114ZM126 113V112H125ZM174 113V112H173ZM194 113V112H193ZM209 113V112H208ZM212 113V112H211ZM26 114V113H25ZM24 114V115H25ZM92 114V113H91ZM90 114V115H91ZM172 114V113H171ZM188 114V113H187ZM197 114V113H196ZM204 114V113H203ZM37 115V114H36ZM42 114L38 115L40 117ZM93 115V114H92ZM119 115V114H118ZM194 115V114H193ZM200 115V111L199 114ZM205 115V114H204ZM223 116V114H221ZM23 116V115H22ZM81 116V115H80ZM131 118H127L124 120L123 124L127 128H129L130 124L135 126L134 124L138 123V118H139V111L135 112L133 115L131 114ZM190 116V115H189ZM192 116V115H191ZM190 116V117H191ZM217 116V115H216ZM5 117V116H4ZM9 117V116H8ZM20 117V116H19ZM27 117V116H26ZM79 117V116H78ZM77 117V118H78ZM91 117V116H90ZM93 117V116H92ZM121 117V116H120ZM176 117V116H175ZM182 117V116H181ZM185 117V116H184ZM210 117V116H209ZM214 114L210 117L211 119H213ZM18 118V117H17ZM113 118V117H112ZM116 118V117H115ZM183 118V117H182ZM195 118H199V119H205L207 117L204 118V116L202 115V117L200 118V116L195 117ZM209 118V119H210ZM215 118V117H214ZM223 118L225 120H223ZM234 118V117H233ZM10 119V118H9ZM22 119V118H19ZM17 119V120H19ZM38 119V118H37ZM47 120V121H50ZM123 119V118H122ZM173 119V117H172ZM218 119V118H215ZM15 120V118H14ZM31 120V119H30ZM35 120V119H34ZM53 120V121H52ZM103 120V119H102ZM112 120V119H111ZM159 120V119H158ZM175 120V118H174ZM178 120V119H177ZM176 120V121H177ZM196 120V119H195ZM206 120V119H205ZM235 120V119H234ZM11 123L13 122V120H9ZM23 121L22 123H18V121H15V125H29L31 124L29 122V120L27 121L26 119L21 120ZM44 122V120H42ZM45 121V122H47ZM121 121V120H120ZM201 121V120H200ZM5 122V121H4ZM8 122V121H7ZM167 122V121H166ZM173 122V121H172ZM178 122V121H177ZM193 122V121H192ZM195 122V121H194ZM197 124H201L204 121L202 120V122L199 123V120L197 119ZM209 122V121H207ZM214 122V121H213ZM235 122V121H234ZM49 123V122H48ZM121 123V122H120ZM181 123V122H179ZM8 124V123H7ZM38 124V123H37ZM40 124V123H39ZM50 124H46L48 126H50ZM160 124V123H159ZM170 124V123H169ZM173 124V123H172ZM176 124V123H175ZM182 124V123H181ZM1 127L2 124H0ZM5 125V124H4ZM10 125V123L8 124V126ZM13 125V124H12ZM10 125V127L12 126ZM36 125V123H35ZM35 125H33L35 127ZM41 125V124H40ZM45 125V127H46ZM106 125H109L106 127ZM168 125V124H167ZM171 125V124H170ZM174 125V124H173ZM188 125V124H187ZM193 125V124H192ZM196 124L194 123L193 127ZM204 124H202L203 126ZM215 125V126H216ZM39 126V125H38ZM44 126V125H43ZM55 126V127H54ZM122 126V125H120ZM186 126V123H185ZM202 126H198L201 130H202ZM241 126V128H240ZM0 127V130H1ZM20 127V126H19ZM30 127V126H28ZM32 127V126H31ZM30 127V128H31ZM156 127V126H155ZM154 127V128H155ZM162 127V126H161ZM160 127V128H161ZM167 127V126H166ZM174 126L171 127V129ZM177 127V126H176ZM179 127V126H178ZM177 127V128H178ZM184 127V126H183ZM196 126V128H198ZM209 127V126H208ZM7 128V127H6ZM36 128V127H35ZM44 128V127H43ZM52 128V129H53ZM118 128V127H117ZM163 128V127H162ZM175 128V127H174ZM174 128L172 130H174ZM189 128V127H188ZM198 128V129H199ZM207 126H205L204 129H206ZM210 128V127H209ZM5 129V128H3ZM14 129V128H13ZM23 129V128H22ZM26 129V126H25ZM51 129V127H50ZM134 129H136V127H134ZM159 129V128H158ZM170 129V128H169ZM170 129V130H171ZM186 128H184V132ZM193 129V128H192ZM197 129V130H198ZM199 129V131H200ZM213 129V128H212ZM29 130V129H28ZM32 130V129H31ZM49 130V129H48ZM55 130V131H56ZM129 130V129H128ZM131 130V129H130ZM129 130V131H130ZM156 130V129H155ZM165 129H163L164 131ZM171 130V134L170 137L168 139L172 140L175 139L177 137V130L175 129L174 131ZM187 130V129H186ZM214 130V129H213ZM215 130V131H216ZM2 131V130H1ZM5 131V130H4ZM54 131V132H55ZM189 131V130H188ZM195 131V129H194ZM198 131V132H199ZM207 131V130H206ZM220 131V132H219ZM35 132V131H34ZM37 132V130H36ZM58 132V131H57ZM110 132V133H109ZM128 132V131H126ZM159 132V131H158ZM182 132V131H181ZM193 132V131H191ZM201 132V131H200ZM199 132V133H200ZM235 132V133H233ZM2 133V132H0ZM4 133V132H3ZM131 133V132H130ZM133 133V132H132ZM162 133V132H161ZM160 133V134H161ZM180 133V132H179ZM178 133V134H179ZM197 133V132H196ZM195 133V134H196ZM212 133V132H211ZM12 134V133H11ZM76 134V137H77ZM156 134V133H155ZM192 134V133H191ZM201 134V133H200ZM206 134V133H205ZM215 134V133H214ZM0 135H4V134H0ZM63 134H61L62 136ZM63 135V136H65ZM127 135V134H126ZM154 135V134H153ZM181 135V133H180ZM185 134H183L184 136ZM0 136V140L3 138L5 140L4 137ZM10 136V135H9ZM14 136V135H13ZM11 136V137H13ZM60 136V133H59ZM161 136V135H160ZM187 136V135H186ZM198 136V135H196ZM215 136V135H214ZM85 137V138H86ZM114 137V136H113ZM137 137V136H136ZM164 137V136H163ZM192 137V135H191ZM215 137V138H216ZM7 138V136H6ZM36 138V137H35ZM38 138V137H37ZM61 137H59L58 139H60ZM64 138H67L66 136ZM72 138V136H71ZM80 138V136L78 137ZM80 138V139H81ZM88 138V140H89ZM130 138V137H129ZM153 138V137H152ZM181 139V136L178 137ZM177 138V139H178ZM188 138V137H187ZM193 138V137H192ZM198 138V137H197ZM195 138V139H197ZM2 139V141H3ZM39 139V138H38ZM62 139V138H61ZM73 139V138H72ZM127 139V138H126ZM134 139V138H133ZM165 139V138H164ZM190 139V137H189ZM203 139V138H201ZM87 140V141H88ZM89 140V141H90ZM93 140V141H94ZM96 140V142H97ZM129 140V139H128ZM136 140V138H135ZM139 140V141H140ZM159 140V139H158ZM161 140V139H160ZM184 140V139H183ZM192 140V139H191ZM206 140V139H205ZM11 141V140H10ZM60 141V140H59ZM63 141V140H62ZM61 141V142H62ZM69 141V139H68ZM73 141V140H72ZM81 141L82 140H78ZM116 141V140H115ZM163 141V140H162ZM165 141V140H164ZM169 141V140H168ZM181 141V140H180ZM179 141V142H180ZM194 141V140H193ZM192 141V142H193ZM200 141V140H199ZM198 141V142H199ZM203 141V140H202ZM8 142V141H7ZM70 142V141H69ZM68 142V143H69ZM83 142V141H82ZM85 142V140H84ZM175 142V141H174ZM197 142V141H196ZM213 142V141H212ZM2 143V142H1ZM100 143V142H99ZM117 143V141H116ZM182 143V142H181ZM184 144L186 142H183ZM9 144V143H8ZM12 144V145H14ZM65 144V142H64ZM112 144V145H111ZM167 144V143H166ZM170 144V143H169ZM202 144V143H201ZM204 144V143H203ZM206 144V143H205ZM208 144V142H207ZM214 144V143H213ZM10 145V144H9ZM83 145V144H82ZM81 145V148H82ZM103 145V144H102ZM174 145V144H173ZM176 145V144H175ZM3 147L4 150L7 149V145H1ZM200 146V145H199ZM212 146L209 143V147ZM107 147V146H106ZM125 147V146H124ZM170 147V145H169ZM172 147V146H171ZM176 147V146H175ZM197 147V146H196ZM201 147V146H200ZM199 147V148H200ZM205 147V146H204ZM0 148V149H1ZM109 148V147H107ZM122 148V147H121ZM121 148H119L120 150H122ZM177 148V147H176ZM198 148V149H199ZM208 148V147H207ZM10 149V148H9ZM14 149V148H13ZM23 149V148H22ZM20 149V151L22 150ZM42 149V148H41ZM167 149V148H166ZM174 149V148H173ZM211 149V150H212ZM118 150V148L116 149ZM178 149V151H180ZM1 151V150H0ZM3 151V150H2ZM10 151V150H8ZM29 151V150H28ZM37 151V150H36ZM44 151V150H43ZM170 151V150H169ZM176 151V150H175ZM178 151H176V155L178 154ZM213 151V150H212ZM7 152V151H6ZM40 152V151H39ZM46 152V151H45ZM50 152V151H49ZM48 152V153H49ZM51 152V153H52ZM81 152V153H80ZM118 154H120L121 152L117 151ZM115 152V153H117ZM182 152V151H180ZM12 153V152H10ZM19 153V152H17ZM38 153V152H37ZM41 153V152H40ZM43 153V152H42ZM48 153L46 154V156L48 155ZM80 154H83V158L82 155L80 157ZM169 154V153H168ZM182 154V156H183ZM186 154V153H185ZM210 154V152H209ZM212 154V153H211ZM212 154V155H213ZM1 155V154H0ZM6 155V154H5ZM4 155V156H5ZM11 155V154H10ZM15 155V154H14ZM12 155V156H14ZM21 155V154H20ZM40 155V154H39ZM172 155V154H171ZM179 155V154H178ZM177 155V156H178ZM188 155V154H187ZM186 155V156H187ZM203 155V154H202ZM3 156V155H2ZM7 156V155H6ZM19 156V155H18ZM42 156V155H41ZM121 156V157H120ZM131 156V155H130ZM181 156V155H179ZM178 156V157H179ZM204 156V155H203ZM206 156V155H205ZM32 157V156H31ZM86 157V158H85ZM115 157V156H114ZM134 157V156H133ZM176 157V156H175ZM176 157V158H178ZM210 157V156H209ZM213 157V156H212ZM2 158V157H1ZM15 158V157H13ZM17 158V157H16ZM182 158V157H181ZM19 159V158H18ZM45 159V160H46ZM183 159V158H182ZM202 159V157L200 158V160ZM14 160V159H13ZM22 160V159H21ZM38 160V159H37ZM207 160V159H206ZM205 160V161H206ZM4 161V160H3ZM23 161V160H22ZM35 161V160H34ZM43 161V160H42ZM196 161V159L194 160V162ZM38 162V161H37ZM127 162V163H126ZM231 162V163H230ZM28 163V162H27ZM204 163V162H203ZM2 164V163H0ZM29 164V163H28ZM196 164H199L198 162ZM51 165V166H52ZM68 165V167H69ZM202 165V164H201ZM37 166V165H36ZM49 166V165H48ZM50 166V168H51ZM164 167V169H166V171L169 172V176L172 180H174V182H176L173 188H170L166 185V180L162 178H160V176L157 177L158 170ZM2 168V167H1ZM0 168V169H1ZM54 168H51L52 171L54 170ZM62 169H64L63 167H61ZM73 168V167H72ZM69 169V168H68ZM77 169V168H76ZM42 170V167H41ZM59 170V169H58ZM83 170V171H84ZM111 170L110 174L106 171ZM161 170V169H160ZM70 171V169H69ZM77 171V170H76ZM82 171V170H81ZM97 171V170H96ZM165 171V170H164ZM27 174H34L33 176H35V179L38 178V182L35 180L37 186L45 188L46 191V195L45 197L42 199L38 200V203L33 204V207L31 206L32 202L29 204V207L27 209H29L28 211H26V209L21 210L20 207L19 208H14L15 209V214L13 213V216H10L8 213H5L7 210L4 211V206L6 204H10L18 202V193L16 192L18 188V185H23L21 184L24 180L25 177L24 176H20L21 174L24 173ZM65 172V171H64ZM62 172V174L64 173ZM71 172V171H70ZM203 172H205L206 174L203 176ZM214 173L212 175V173ZM74 173V172H73ZM80 173V172H79ZM84 173V172H83ZM202 173V175H201ZM211 174V178L213 177V186H211L209 188V186L207 187L206 182H208L206 180V176L207 174ZM61 174V175H62ZM67 174V173H66ZM108 174V175H105ZM64 175V174H63ZM70 175V174H68ZM88 175V173H87ZM91 175V174H90ZM94 175V174H93ZM92 175V176H93ZM104 175V177H103ZM200 175L202 178H200ZM26 176V175H25ZM26 176V177H27ZM32 176V175H31ZM39 179V177H41ZM136 176H140L141 180L143 179V181H139L137 184H135L137 187H134L135 185H133L134 192L137 188H139L138 190L141 191V196L140 199L137 196L136 192V196L138 198L135 199V195L133 192L132 197H134V199L137 201V199H139V203L138 205H136L135 207V202L133 200V198H131V195H125L122 194V192L118 193L119 196H121L122 198L118 197L117 195L115 196L112 192L115 191L116 189H118L119 185L123 186L124 184H127V182H132V179H136ZM166 175H164L165 177ZM168 176V177H169ZM22 177V178H21ZM62 177V176H60ZM69 177V176H67ZM77 177V176H76ZM97 177V175L95 176ZM94 177V178H95ZM136 177V178H135ZM210 177V175H209ZM208 177V178H209ZM225 177H228V179H226ZM24 178V180H23ZM58 178V177H57ZM71 178V177H69ZM78 178V177H77ZM139 178V179H140ZM23 181H22V180ZM27 179V178H26ZM29 179V176H28ZM31 179V180H32ZM62 179V178H61ZM66 179V184L69 183H73L71 180H69L68 178ZM79 179V178H78ZM83 179V178H82ZM80 179V180H82ZM32 180V181H33ZM63 180V179H62ZM74 180V179H73ZM169 180V179H168ZM26 181V180H25ZM29 181V180H28ZM77 182L78 184V180H74ZM93 181V180H92ZM160 183L159 187L162 186V188L160 190H157L159 188H157V185H155L153 188V182L155 183ZM34 182V181H33ZM32 182V183H33ZM74 182V184L76 183ZM82 182V181H80ZM137 181L133 180V183H135ZM165 182V185H164ZM173 182V181H172ZM171 182V183H172ZM89 183V182H88ZM29 184V183H28ZM73 184V185H74ZM90 184V183H89ZM95 184V183H94ZM42 185V186H41ZM68 185V184H67ZM93 185V184H92ZM129 185V183H128ZM14 187L12 189V187ZM36 186V187H37ZM62 186V185H61ZM77 186V185H75ZM80 185L78 184V187ZM83 186V185H82ZM90 186V185H89ZM170 186V185H169ZM176 186V187H175ZM11 187V188H10ZM17 187V188H16ZM21 187V186H20ZM74 187V186H73ZM125 187V186H124ZM123 187V189H125ZM131 187V186H130ZM23 188L25 189L24 185ZM27 188V187H26ZM72 188V187H71ZM81 188V187H80ZM83 188V187H82ZM85 188V187H84ZM83 188V189H84ZM90 188V187H88ZM86 188V189H88ZM95 188V189H94ZM157 188V189H156ZM38 189V188H37ZM41 189V188H40ZM76 189V188H75ZM74 189V190H75ZM122 189V188H121ZM23 190V189H22ZM26 190V189H25ZM23 191L26 192V191ZM28 190V188H27ZM85 190V189H84ZM89 190V189H88ZM91 188L90 191L92 192ZM103 190V189H102ZM73 191V190H72ZM87 190H85L84 192H86ZM121 191V190H120ZM4 192H7V196H3ZM44 192V191H43ZM77 192V191H76ZM82 193V191H80ZM78 192V193H80ZM83 192V193H84ZM99 192V193H101ZM118 192V191H117ZM22 193V191H21ZM28 193V192H27ZM45 193V192H44ZM82 193V195H83ZM90 193V192H89ZM94 193V192H93ZM125 193V192H124ZM221 193L222 195L225 194V196L223 195L221 197ZM37 194V193H36ZM69 194V193H68ZM86 194V193H85ZM91 194V193H90ZM130 194V192H129ZM197 194V195H195ZM81 195V196H82ZM88 195V194H87ZM98 194H96V197ZM114 195V196H113ZM195 195V196H194ZM18 196V197H17ZM35 196V195H34ZM38 196V195H37ZM79 196V195H77ZM84 196V195H83ZM86 196V195H85ZM84 196V197H85ZM92 196V195H91ZM94 196V195H93ZM90 197V196H89ZM88 197V198H89ZM36 198V197H35ZM38 198V197H37ZM72 198V197H71ZM82 198V197H81ZM87 198V199H88ZM91 198V197H90ZM16 199V200H14ZM79 199V198H77ZM118 199V200H116ZM124 199H132L133 202L135 203L134 206L131 205L133 202H131V206L129 208V206L127 208L130 209V215H125V213H122V209L124 206ZM34 200V199H33ZM92 200V199H91ZM20 201V200H19ZM24 201V200H23ZM22 201V203H23ZM28 201V200H27ZM80 201V200H79ZM93 201V200H92ZM35 202V201H34ZM33 202V203H34ZM95 202V201H94ZM130 201H128L129 203ZM14 203V204H15ZM80 203V202H78ZM83 203V202H82ZM19 204V203H18ZM27 204V203H26ZM25 204V205H26ZM27 204V205H28ZM98 204V203H97ZM100 203L98 204L101 205ZM149 206L148 208L147 205ZM24 205V206H25ZM26 205V206H27ZM71 204V207L73 206ZM22 206V208L24 207ZM97 206V205H95ZM13 207H15V205H13ZM54 207V206H53ZM68 207V208H67ZM102 207V206H100ZM8 208V207H7ZM42 208V209H43ZM51 208V207H49ZM48 208V211H49ZM83 208V209H82ZM84 208H89L90 212H92L90 214V216L88 215L87 210L86 213L83 211ZM122 208V209H121ZM125 208V207H124ZM45 209V208H44ZM124 210V209H123ZM126 210V209H125ZM223 210V212H222ZM48 211L46 213H48ZM39 212V213H38ZM42 212V211H41ZM58 212V214H57ZM64 212V211H63ZM89 212V213H90ZM127 212V211H126ZM38 213V214H37ZM43 213V212H42ZM45 213V214H46ZM61 215V216H60ZM67 215V216H68ZM44 216V215H42ZM60 217V218H59ZM64 217V216H63ZM69 217V216H68ZM71 217V218H73ZM122 217V220H121ZM136 217V218H135ZM45 218V217H44ZM66 218V217H65ZM91 218V219H89ZM135 218V219H134ZM134 219V220H133ZM44 221V220H43ZM92 221V222H90ZM23 224V225H25ZM41 224H43L41 222ZM37 225V226H38ZM44 225V224H43ZM121 225L123 226V228H121ZM19 226V225H18ZM17 226V227H18ZM42 226V225H41ZM51 226V225H50ZM44 228V227H43ZM120 228V232L116 231L119 230ZM25 229V231H24ZM28 229V228H27ZM50 229V228H49ZM43 230V229H42ZM7 231V232H6ZM6 232V233H5ZM12 232V233H15ZM24 232V233H23ZM44 232V231H42ZM9 235H8V234ZM45 233V232H44ZM47 233V231H46ZM45 233V234H46ZM1 234V235H2ZM50 234V233H49ZM15 234H13L12 236H14ZM2 236V237H3ZM11 236V237H12ZM25 236V237H24ZM51 236V235H50ZM49 236V237H50ZM1 237V238H2ZM5 239L6 241H9V239ZM59 239V241L57 239ZM73 238H77V244L74 246H71V240ZM85 238H89L90 242H87V244H85ZM19 239V238H18ZM56 239V240H55ZM117 239V240H115ZM3 240V239H2ZM1 240V241H2ZM4 240V241H5ZM0 241V242H1ZM19 241V240H18ZM52 241H55L56 244H53ZM58 241V243H57ZM3 243V242H2ZM6 243V242H5ZM18 244V243H17ZM4 245V244H3ZM1 245V246H3ZM7 246V245H6ZM4 246V247H6ZM73 247V249L71 250V252H67L68 249H66L67 247ZM18 246H16V249L19 248ZM50 247H52V250H47ZM58 247V248H57ZM131 247H133L131 249ZM2 248V247H1ZM13 248V247H12ZM61 249L62 251L58 250ZM15 249V250H16ZM66 251H65V250ZM71 249V248H70ZM47 250V251H46ZM19 251V250H17ZM63 251H65L63 253ZM3 252V251H2ZM5 252V251H4ZM1 253L2 255V259L0 264H19L20 263V257L19 260H9L8 256L10 254L7 255V253ZM21 254V253H20ZM13 258V257H12ZM18 258V257H17ZM23 259V258H22ZM26 261V260H25ZM22 264L24 262H21ZM20 263V264H21Z\"/></svg>",
  "mask_w": 264,
  "mask_h": 264
}]
</instances>
